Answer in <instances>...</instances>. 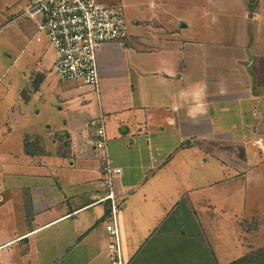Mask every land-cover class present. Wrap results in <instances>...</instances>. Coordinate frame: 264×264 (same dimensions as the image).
Returning a JSON list of instances; mask_svg holds the SVG:
<instances>
[{
	"label": "crops",
	"instance_id": "obj_1",
	"mask_svg": "<svg viewBox=\"0 0 264 264\" xmlns=\"http://www.w3.org/2000/svg\"><path fill=\"white\" fill-rule=\"evenodd\" d=\"M166 1L148 0L149 12L133 22L154 28L151 36L130 34L131 39L152 45V54L143 57L140 50L134 51L132 58L139 71L123 69L126 97L110 95L115 74L109 69L101 85L103 70L118 62L112 49L119 43L107 42L97 50L99 91L74 81L62 84L48 71L55 53L48 68L42 64V57L51 49L34 21L41 34L37 37L45 44L37 42V62L19 74L28 84L37 80L30 91L37 93L38 105L49 103L43 87L57 92V107L51 111L59 113L61 124L58 128L51 122L24 127L21 145L23 158L34 168H45L39 173L33 169L32 175L49 177L53 185L10 187L26 195L21 196V215L13 216L15 205L11 201L9 216L0 217V264H110L106 229L109 201L103 199V161L93 145L95 128L91 124L101 113L120 126L143 123L131 132L125 126L121 133L127 137L114 131L108 136L110 157L122 168L113 189L120 197L116 225L124 264H226L251 251H264V246L255 245L253 234L264 219V201L258 200L249 180L251 174L259 177L261 172L259 162L249 160L248 153L250 147L253 156L264 160V0L250 15L251 19L260 18L257 31L263 40L258 44L254 34V45L175 38V32L188 28L190 20L166 8ZM106 3H120L128 11L136 6L134 0ZM34 43V38L26 42L31 55L35 54ZM128 44L125 38L124 45ZM13 62L16 65L15 59ZM101 89L108 92L106 98ZM90 90L99 107H86ZM76 95L83 107L60 104ZM121 98L128 103L123 105ZM17 103L25 106L27 100L17 98ZM155 112L164 124L156 143L165 150L152 153ZM244 114L249 115V122ZM25 144L31 145L26 149ZM48 156L51 162L44 161ZM241 190L238 212L235 198ZM245 206L254 211H244ZM257 207L261 211L257 212ZM244 218L253 222L245 230ZM220 219L231 222L233 228L240 227L239 240L250 230L247 249L223 262L212 246L218 235L213 239L211 229L217 230Z\"/></svg>",
	"mask_w": 264,
	"mask_h": 264
},
{
	"label": "rangeland",
	"instance_id": "obj_2",
	"mask_svg": "<svg viewBox=\"0 0 264 264\" xmlns=\"http://www.w3.org/2000/svg\"><path fill=\"white\" fill-rule=\"evenodd\" d=\"M97 1L101 3L105 2L104 4H110L106 3L109 0ZM134 1L136 3L135 8L133 9L134 11L126 10L125 7H123L120 3H111L121 5L123 8L126 19V38L129 39V44L124 45V40L110 42L119 43V46H115L112 49L114 57L118 62L111 68L107 67V69L103 70L100 77L102 82L101 85H103L104 80L107 79L109 70L115 74L114 81H111L110 84V95L112 93L118 98L121 95L126 97L127 94L125 88L127 81H124L123 79L126 73L123 69H132L135 72L139 71V67L135 63V58H132L136 55V50H140L139 52H142L139 53V56L150 57L152 54V45H148L146 42H138L133 40V38H130V34L134 33L147 34L148 36H151V30L154 29H152L147 23L143 24L141 21H138L137 25H135L136 23H133L137 19L140 20L144 18L145 14H147L150 9V7L147 5L148 0ZM259 1L260 0H167L166 8H168L170 11L173 10L180 12L182 16H186L190 20L188 28L180 30L177 33L175 32L173 35L175 38H181L184 36L193 40H205L209 42L216 40H231L238 44L246 42L252 43L254 45L256 41H260L258 44H262L263 41L257 31L259 28L258 24L260 18L258 15L254 19L250 18L251 13H255L257 11ZM26 2L27 0H0V195L3 198V203L0 204V217L9 216L10 213L8 211V205L11 201L15 205L13 216L21 215V212L23 211L22 208L24 207V204H22L21 196L24 197L26 194L18 189L11 190L10 187L22 184H36L35 186L44 187L53 185V180L49 177H44L42 175H32L33 169L35 172L39 173L43 172L45 168H34V164H31L32 162L28 158H23L21 138L22 132L25 129L24 127L36 125L41 126L46 122H51L54 128H58V126L61 124L59 113L54 111L55 109L51 111L52 107H57V92L51 87L50 89L43 87V94L47 96L49 103H45L46 106L40 104L38 105L39 98H36L37 93L34 90L30 91L32 87L34 88V86H36L37 80L31 81L28 84V80L26 78L22 79L19 74L21 70L27 71L29 67L33 66L34 63L37 62V42H43L40 37H37L41 36V34H38V30L36 29L33 19L21 17L11 21L13 17L18 15L24 9ZM237 15L240 16V19L237 18ZM163 17L164 15H162V18ZM241 19L245 22H243ZM171 27L174 28L172 24ZM249 27L252 29H249ZM248 29L253 31H248ZM262 30H264V26H262ZM254 34H256V41L253 39ZM262 34H264V32H262ZM248 35H250V39H244L245 36ZM30 38L35 39V43L33 44L35 48L33 50L35 52L34 55L30 54L31 52L26 46V42ZM44 44L45 42L42 43V45ZM46 45H48L51 51H46L44 58L42 57V64H48V68L49 65H51L50 63L54 50L47 41V38ZM41 53L42 52H40V55ZM14 59L16 61V65L13 62ZM51 66L48 68V71L54 79L60 81L52 70ZM144 66L147 67L148 65ZM62 82V84L70 83V81ZM80 84L84 87H88L89 89L93 88L83 83ZM99 88L100 87L97 86V91H99ZM101 92L103 94V98L108 96V92L107 94L103 92V90ZM27 96L28 99H26ZM17 98L27 100L25 106H23L21 103L15 104ZM121 99L122 100L120 101H123V105L128 103H125L127 100L124 98ZM87 100H89V105L86 107H99V101L97 100L93 90H90ZM79 101H81V98L76 95L73 97V99H69L66 102L63 101L60 104L63 107H83L81 104H78ZM38 110L41 112L40 115L37 114ZM19 111H22V113L19 114ZM49 113L52 114L53 117L52 115L50 116ZM137 113L138 115H141L140 112ZM161 114H164V112H161ZM157 115L158 114L156 112L154 115H152V153H156V150H165L163 145L159 146L156 143L158 136L161 135L160 127L164 125L159 122V118L161 116ZM248 116V114H244V118L247 122L250 120ZM125 126L127 127V132H131L136 127L142 128L143 123H133L131 126L124 124V126H120L117 122H114L109 118L107 119V117L104 116V127L108 142L107 150L109 154V133L114 131L118 136L122 134L124 137H127V133H121ZM95 136L96 135H94L93 139ZM127 145L128 144H126V146ZM246 147L248 148L247 144ZM251 151L253 152L254 150L249 147V160H256L259 162L258 169L261 172V176L253 177L251 174L249 176V180L252 181L251 184L253 186V190L258 194V200L264 201V160H262L257 154L256 156H253ZM98 154L101 155V152H98ZM194 155L197 156V154ZM156 157L157 155L155 154L152 158V161ZM51 158L52 157H49L47 159L46 157L44 161L51 162ZM17 172L26 173L21 175L17 174ZM242 194L243 190L239 191L235 198V205L238 212L241 210L239 205ZM115 196L117 200H120V197L118 198L116 194ZM5 208H7L6 211ZM242 209L244 211H254V208H248L247 206L244 208L242 207ZM256 210L259 212L261 211V208L257 207ZM250 218H244L246 222L241 221L244 230L251 226L248 225L249 223H253ZM262 223H264V219L262 220L259 229L257 231H253V234H255L254 237H256L255 245L264 246V224ZM233 227L234 226L231 222L220 219L219 223L216 225L217 230L215 232H213V230L210 228L213 233V239H215V234L218 235V238L214 240V244L212 243V246H214L215 250L219 252L220 260H222V262L224 260L233 258V256H236L238 252L247 249L246 243L250 242V230L245 231L241 237L242 239L239 240V235L242 233V231L238 225H236V228ZM206 233L209 234L208 231H206ZM243 238L246 240L245 243H243ZM231 240H233V242ZM231 243H234L235 247L231 246Z\"/></svg>",
	"mask_w": 264,
	"mask_h": 264
},
{
	"label": "built area",
	"instance_id": "obj_3",
	"mask_svg": "<svg viewBox=\"0 0 264 264\" xmlns=\"http://www.w3.org/2000/svg\"><path fill=\"white\" fill-rule=\"evenodd\" d=\"M28 17L42 31L55 58L52 70L62 81H74L95 89L99 84L97 50L107 42L127 37L126 19L121 5L104 4L97 0H27L24 9L13 20ZM95 128L94 148L101 152L102 183L106 188L103 199L109 201L106 229L110 264H124L116 225L120 205L113 189L114 178L122 172L108 153L104 116L91 122Z\"/></svg>",
	"mask_w": 264,
	"mask_h": 264
},
{
	"label": "trees",
	"instance_id": "obj_4",
	"mask_svg": "<svg viewBox=\"0 0 264 264\" xmlns=\"http://www.w3.org/2000/svg\"><path fill=\"white\" fill-rule=\"evenodd\" d=\"M29 145L31 144H25V148L28 149ZM226 264H264V251L262 249L251 251Z\"/></svg>",
	"mask_w": 264,
	"mask_h": 264
}]
</instances>
